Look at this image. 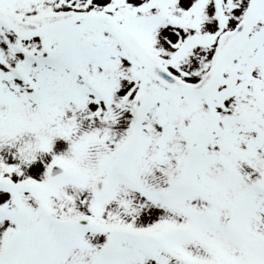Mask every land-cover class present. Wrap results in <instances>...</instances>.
I'll use <instances>...</instances> for the list:
<instances>
[{"label":"snow or ice","instance_id":"1","mask_svg":"<svg viewBox=\"0 0 264 264\" xmlns=\"http://www.w3.org/2000/svg\"><path fill=\"white\" fill-rule=\"evenodd\" d=\"M0 264H264V0H0Z\"/></svg>","mask_w":264,"mask_h":264}]
</instances>
